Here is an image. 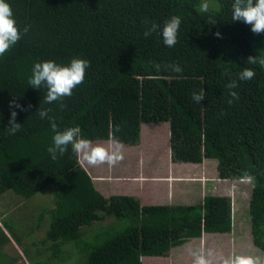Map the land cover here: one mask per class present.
Here are the masks:
<instances>
[{
	"label": "trees",
	"instance_id": "trees-1",
	"mask_svg": "<svg viewBox=\"0 0 264 264\" xmlns=\"http://www.w3.org/2000/svg\"><path fill=\"white\" fill-rule=\"evenodd\" d=\"M7 2L17 27L29 31L21 32L0 57V197L13 193L27 200L53 188L52 206L36 221L38 231L44 215H50L45 234L34 237L33 230L28 236L36 258L32 264H63L73 256L75 264H142V256H166L202 233H230L233 228L228 195L206 194L200 204L167 205H142L131 195L104 196L70 146L51 159L54 132L40 119L41 109L50 110L60 130L78 126L92 142L133 146L140 141L142 124L168 123L173 162L214 159L218 179L251 182V240L264 253V68L259 64L264 33L253 34L249 25L232 21L233 0ZM203 3L207 13L201 10ZM173 15L182 20L174 47H166L158 32L143 37L146 21L162 24ZM250 56L257 58L255 65L247 62ZM72 58L90 62L83 83L71 96L45 104V90L28 85L33 64H67ZM153 63L162 70L155 71ZM170 64L183 71L163 69ZM244 68L256 75L237 81L239 98L229 103L226 86ZM201 90L205 99L193 103L192 94ZM12 100L24 109H15L21 124L15 135L6 129ZM108 217L125 226L113 230L107 223L98 232L92 229ZM0 236L6 240L0 241V259L13 264L17 257L2 249L9 238L1 225Z\"/></svg>",
	"mask_w": 264,
	"mask_h": 264
},
{
	"label": "rangeland",
	"instance_id": "rangeland-1",
	"mask_svg": "<svg viewBox=\"0 0 264 264\" xmlns=\"http://www.w3.org/2000/svg\"><path fill=\"white\" fill-rule=\"evenodd\" d=\"M168 140V123L157 125L148 123L142 126L141 137L138 143L139 145L135 147L130 146L129 148L126 147L127 144L117 142L119 148L116 154L121 158L114 164L105 162L90 165L82 158V155L78 154L79 162L94 178V181L98 182V189L104 196L108 197L109 195L116 194L131 195L136 198L139 197L138 199L142 205L176 204V202H180L179 199L182 200L183 203L187 204H200L202 202L200 194L203 195L204 192H206V194L215 195L230 194L228 196L231 197L232 204L234 202L236 203L239 213L236 217L235 211L233 212V229L229 234H219L221 237L218 241L214 240L213 236H207V239L205 240H207L208 246L204 247L206 250L212 249L213 255L206 251V259L210 262V264H212V261H214V264H226V262H231L232 260L238 258V254H241L242 258L247 254L248 258L249 255H251V259H253L255 264H264V253L253 245L250 234V215L247 206L248 198L251 193V182L247 180L237 181L233 179H218L216 160L206 159L202 164L191 163L194 166L180 165L174 167L175 173L183 174V176L186 174L197 175V173H201L203 169V171L207 172L205 173V177L208 181L203 183L201 185L202 187H200V183H197L200 179L196 178L191 183L190 189L186 186L185 182H177L176 180H173V189L175 192L172 199L168 197L165 183H159L161 184V187L158 190V194L148 193L147 187L155 183L156 180V177L149 176L154 175L155 173L157 177H161L165 172H167L169 163V155L168 152H166L167 149H169L167 147L169 145ZM92 143L93 146H102L109 152H111L114 147L113 141L111 140L94 141ZM146 179L149 180L145 182L144 187L143 181ZM226 187L229 188L228 192L231 193L225 191ZM52 189V187H48L27 200H18L13 193L7 198V195L0 197V225L3 227L5 234L9 238L8 243L2 244V249L5 254L17 257V260L12 262L13 264H32L36 260L35 257L31 256V252L32 255H34V249L28 243V241L31 240L28 236L31 235V231L33 230H35L33 231L34 234H32L34 237L40 238L45 234L47 227L50 224V215H44V218L41 221V227L38 231H36V221L40 212H43L44 209L52 206ZM233 193L237 195L235 200H233ZM235 218H237V222ZM3 222L12 224V228L5 227ZM107 223L113 224V230L115 227L121 228L125 226V222L108 217L107 219H104L103 222H97L96 225H93L92 229L96 228V232H98L102 230L101 227ZM92 229L89 228L88 232L91 233ZM17 237L20 239L21 244L17 243ZM0 241L6 240L0 236ZM200 242L202 244L204 242V238L202 240L191 238L190 246L195 249L190 251L185 248V252L183 253V255H185L184 257H193L192 252H199L201 254L203 249L200 247ZM209 244H212L211 248ZM214 246L217 247V250L213 249ZM239 247H241V249L238 251ZM46 252L47 251L43 252L42 259L44 260L45 255H47ZM72 254L75 253L72 252ZM81 256L82 255H80V261L83 260ZM212 256L213 259H211ZM148 257L149 256L146 258ZM74 259H76L75 256L70 257L66 263L64 262L63 264H75ZM0 264L8 263L6 259H0Z\"/></svg>",
	"mask_w": 264,
	"mask_h": 264
},
{
	"label": "clouds",
	"instance_id": "clouds-1",
	"mask_svg": "<svg viewBox=\"0 0 264 264\" xmlns=\"http://www.w3.org/2000/svg\"><path fill=\"white\" fill-rule=\"evenodd\" d=\"M201 10L204 13L208 12V4L203 3ZM232 21L242 22L250 26V31L253 34L264 33V0H233L232 3ZM181 17L173 15L163 21L162 24L155 22H145V31L143 37L147 39L153 33H159L162 43L172 48L177 44V37L181 27ZM216 20L212 19L211 24H215ZM29 28L25 26L22 30L17 27L16 20L13 16V11L7 0H0V57H3L9 49L14 46L21 38V32L27 33ZM215 35L219 38L220 33ZM247 62L255 65L256 57H249ZM259 64L264 68V58L259 59ZM90 62L82 58H72L67 64H58L54 60H45L33 64L31 76L28 79V85L32 89L45 90L44 103L53 104L61 101L64 97H69L73 94V89L83 83L85 72L89 68ZM152 67L155 71L160 72L162 65L153 63ZM164 70H171L175 73L183 71L179 64L164 65ZM256 75L252 68H244L238 75L237 80H232L227 84L229 89L228 95L231 100L238 99V93L234 91L238 87L237 81H250ZM205 99L204 92L192 94V101L195 104H200ZM9 126L6 128L9 135H15L21 130V124L16 122L17 111H23V107L16 103L15 100L9 102ZM49 109L39 110V117L42 120H47L54 132L52 143L48 147V153L51 159H57V156H62L65 152L71 150L82 155V158L90 165L101 163L114 164L121 157L118 152V143L113 141L114 147L111 152L102 146H93L92 141L81 136V129L76 127H67L60 130L55 119L49 115ZM248 181V180H247ZM193 264H210L204 255L199 252H193ZM226 264H255L251 258H236Z\"/></svg>",
	"mask_w": 264,
	"mask_h": 264
},
{
	"label": "crops",
	"instance_id": "crops-1",
	"mask_svg": "<svg viewBox=\"0 0 264 264\" xmlns=\"http://www.w3.org/2000/svg\"><path fill=\"white\" fill-rule=\"evenodd\" d=\"M143 125L144 124L141 125V130H142V126ZM166 128H167V126H166ZM140 137H141V132H140ZM137 145H139V144H137ZM137 145H133V146L135 147ZM126 147H129L130 148V145H127ZM167 147L169 148L166 151V152H168V155H169V159H168V162L169 163H168V167H167V172H165L161 177H157L155 173H154V175L149 176V177H156L155 183H153L152 185H150V186L147 187V191H148L149 194L150 193H157L158 194V192H159L158 190L161 187V184H159V183H165V187H166V190H167V193H168V197L172 199V197L174 195V192H175V190L173 189L174 188V186H173V180H176L177 182H185L186 183V186H188L189 189H190L191 183L195 180V178L196 179H200V181H197V183H200V187H202L201 185L203 183H205L206 181H208L207 178L205 177V173H207V172L203 171V169H202V172L201 173L200 172L197 173V175L186 174L185 176H183V174L175 173V170H174V167L175 166H180V165H182V166H194V165L191 164V163L173 162L171 160V152H170L169 145ZM78 160H79V156H78ZM202 163H200V164H202ZM197 164H199V163H197ZM204 167H205V164H204ZM83 168L86 170L85 167H83ZM205 169H206V167H205ZM91 178L93 180V183H94L96 189L99 191V189H98V185H99L98 182H95L94 181V178L92 176H91ZM148 180L149 179H146V180L143 181L144 187H145V182H147ZM181 184H183V183H181ZM225 191L228 192V187L225 188ZM228 193H231V192H228ZM118 195H126V194H118ZM205 195H206V192H204L203 195L200 194V198L203 199V197ZM216 195H220V194H216ZM223 195H225V194H223ZM227 195H230V194H227ZM233 197H234L233 200H235V198L237 197V195H235L233 193ZM179 201L180 202H176V204H187V203H183L182 200H180V199H179ZM188 204H190V203H188ZM146 205H155V204H146ZM233 207H234L233 212L235 211L236 217H237V215H238L239 212H238V207H237V205H236L235 202L233 203ZM233 212H232V215H233ZM235 219H236V222H237V218H235ZM219 234H221V233H202V236L199 237V238H197L198 240L199 239L202 240L204 238V242L202 244L200 242V244H201L200 247H202V249H203V252L201 254L204 255L205 258H207L206 251H208V253H210L211 255H213V252H212L213 250L212 249H208V250L205 249L204 246H208L207 240H205V239H207V236H213L214 240H217L218 241V240H220L219 238L221 237ZM227 234H229V233H227ZM205 236H206V238H205ZM190 240H188L187 242H185L182 245H179V246H176V247L171 248L170 251H169V253L166 256H152V257L149 256L148 258H146L147 256H142L141 257V262H142V264H193V257L187 256V258H186V257H184L185 255H183V253L185 252V248L189 249L190 251H192V250L195 249V248H192V246H190L191 245ZM196 243H197V241H196ZM209 245H210V248H211L212 247V244H209ZM179 248H182V249H179ZM213 249L214 250H217V247L214 246ZM240 249H241V247L238 248V251ZM209 258H210V256H209ZM238 258H242L241 257V254H238ZM243 258H248L247 257V254ZM249 258H251V255H249ZM211 259H213V256H212ZM212 264H214V261H212Z\"/></svg>",
	"mask_w": 264,
	"mask_h": 264
}]
</instances>
